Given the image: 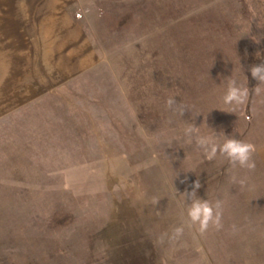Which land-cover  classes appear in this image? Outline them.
Masks as SVG:
<instances>
[{
  "label": "rangeland",
  "instance_id": "rangeland-1",
  "mask_svg": "<svg viewBox=\"0 0 264 264\" xmlns=\"http://www.w3.org/2000/svg\"><path fill=\"white\" fill-rule=\"evenodd\" d=\"M262 62L264 0H0V264H264Z\"/></svg>",
  "mask_w": 264,
  "mask_h": 264
},
{
  "label": "clouds",
  "instance_id": "clouds-1",
  "mask_svg": "<svg viewBox=\"0 0 264 264\" xmlns=\"http://www.w3.org/2000/svg\"><path fill=\"white\" fill-rule=\"evenodd\" d=\"M249 71L253 79L257 80L259 83H264V62L252 65ZM247 95V88H242L237 85L235 81H232L229 84L223 99L226 104H240L245 100ZM174 103L175 101L173 99L168 100L169 105ZM196 132H198V128L191 125L185 129L186 136H190ZM199 145L205 149L209 158L214 156L217 152V146L214 144L209 145V141L205 137L199 139ZM219 151L231 162L238 163L241 167H246L248 169H253L255 167V163L251 160V153L254 151V146L250 143L228 138L219 146ZM240 183L243 184L244 181H241ZM198 187L199 185L196 182L193 186V191L188 193V198L191 200V203L187 207V216L191 223H198L201 230H204L207 228L210 221L217 225L219 224L218 209L220 207V202L217 201L215 205H212L207 201H202L198 198L193 199L192 197L195 189ZM181 231V228L175 230L177 235H179Z\"/></svg>",
  "mask_w": 264,
  "mask_h": 264
}]
</instances>
